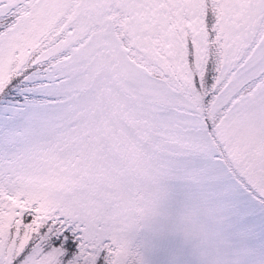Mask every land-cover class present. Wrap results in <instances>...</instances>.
Wrapping results in <instances>:
<instances>
[{
    "label": "snow or ice",
    "instance_id": "obj_1",
    "mask_svg": "<svg viewBox=\"0 0 264 264\" xmlns=\"http://www.w3.org/2000/svg\"><path fill=\"white\" fill-rule=\"evenodd\" d=\"M0 264H264V0H0Z\"/></svg>",
    "mask_w": 264,
    "mask_h": 264
}]
</instances>
